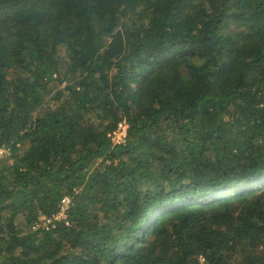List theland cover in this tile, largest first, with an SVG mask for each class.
Listing matches in <instances>:
<instances>
[{
    "label": "trees",
    "instance_id": "1",
    "mask_svg": "<svg viewBox=\"0 0 264 264\" xmlns=\"http://www.w3.org/2000/svg\"><path fill=\"white\" fill-rule=\"evenodd\" d=\"M0 147V264H264V0H0Z\"/></svg>",
    "mask_w": 264,
    "mask_h": 264
},
{
    "label": "built area",
    "instance_id": "2",
    "mask_svg": "<svg viewBox=\"0 0 264 264\" xmlns=\"http://www.w3.org/2000/svg\"><path fill=\"white\" fill-rule=\"evenodd\" d=\"M128 129L129 124L127 121L122 120L118 122L117 128L110 133L111 139L113 144H126L128 139ZM9 149L5 147H0V159L5 154H7ZM75 192H79V189H75ZM72 204V197L67 195L65 196L61 204L59 205V210L55 213H53L50 216H44L41 219H39L37 222H35L32 226L33 230H42V231H49L53 228H55L58 223L64 222L67 226H70V220H69V209ZM201 260L203 261V257H201Z\"/></svg>",
    "mask_w": 264,
    "mask_h": 264
},
{
    "label": "rangeland",
    "instance_id": "3",
    "mask_svg": "<svg viewBox=\"0 0 264 264\" xmlns=\"http://www.w3.org/2000/svg\"><path fill=\"white\" fill-rule=\"evenodd\" d=\"M8 154H10V151H8V153L7 154H5L4 156H6V155H8ZM2 158V157H1ZM42 218V217H41Z\"/></svg>",
    "mask_w": 264,
    "mask_h": 264
}]
</instances>
